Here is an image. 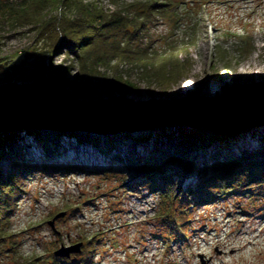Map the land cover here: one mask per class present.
<instances>
[{"label":"rangeland","instance_id":"1","mask_svg":"<svg viewBox=\"0 0 264 264\" xmlns=\"http://www.w3.org/2000/svg\"><path fill=\"white\" fill-rule=\"evenodd\" d=\"M146 1L84 0V3L104 20V16H110L123 5ZM173 1L182 4L178 8V13L183 14L180 23L156 15L137 37H131L124 26L113 33L117 41H127L131 52L147 49L158 71L154 72V67L144 71L140 66L110 58L107 62L111 64L99 66L98 73L89 81L79 77L77 64L67 57L64 48L54 49L58 42L43 40L44 35H37V27L10 21L2 14L1 6L0 86L51 77L86 101L114 97L149 101L194 95L214 98L228 87L264 83V0ZM19 2L1 0L4 7ZM52 12L51 16L58 14L60 18L63 14L72 17L77 14L73 6L62 4ZM127 14L133 15L129 12L123 17ZM106 30L98 29L101 33ZM93 64L98 65L94 61ZM70 65L76 66L71 74L63 75L53 69ZM46 66L47 73L42 71ZM256 67L263 69L260 78L256 77ZM167 69L170 81L161 80L159 71L165 73ZM209 131L208 128H160L152 130V134L149 131L117 140L102 139L103 147L113 141V146L119 149L104 153L101 148L102 151L73 148L75 151L53 160L61 159L59 163L65 167L80 170L57 172L37 168L25 175L20 180L25 193L12 216L15 251L10 245L0 244L3 251L0 264H56V251L78 244H82L81 252L70 258L90 252V264H264V187L252 184L245 187L246 191L228 195L209 188L211 199L189 196V205L183 203L186 207H177L176 201L172 209H167L159 192L151 190L145 182L138 184L140 179L119 162V157L128 153L133 158H148L155 156L156 151L170 150L174 143L195 138L196 146L210 144L206 146L208 159L212 160L209 153L217 148L220 153L217 152V161L222 164L232 152L238 156L246 149L257 150L264 138V128L223 139L211 136ZM24 140L26 145L28 141ZM39 150L36 147L32 154L43 157ZM200 151V147L189 151L191 162H197ZM24 153L27 155L26 148ZM47 157L45 161L50 163L51 158L46 160ZM190 177L187 171L176 177L179 190L186 192L188 186L199 181V177ZM180 210H183L180 217L187 223L183 227L178 225L176 230L184 237L167 244L160 226L161 217L173 211L178 214ZM62 213L65 216L56 220L53 229L49 222ZM94 235L99 242L89 250V246L83 245L84 238ZM251 238H254L253 247L249 245L253 244Z\"/></svg>","mask_w":264,"mask_h":264},{"label":"trees","instance_id":"2","mask_svg":"<svg viewBox=\"0 0 264 264\" xmlns=\"http://www.w3.org/2000/svg\"><path fill=\"white\" fill-rule=\"evenodd\" d=\"M61 4L68 7L73 6L77 14L74 17L63 14V18L58 17V14L51 16L52 10H57ZM181 5L173 0L135 2L131 5H123L112 12L110 16H104V20H100L99 18L102 16H97L94 9L86 5L84 0H20L19 3H13V5H7L6 7L0 0V7L3 6L0 10L2 14L4 12L9 17L10 21L37 27L39 28L37 35H44L43 40L47 38L51 43L58 42L54 49H65L67 57L72 58L74 64H77L79 77L85 81H89L91 77L98 73L99 66L111 64L107 62V59L110 58L117 59L118 63L125 61L126 64L140 66L144 71H148L151 67H154V72L158 71V65L155 66L156 62L151 61L152 57L148 56L147 49L137 53L135 51L131 52L127 46V41H117L113 33L120 30L119 27L124 26L127 27L124 30L128 34L130 32L131 37H137L138 33L149 25L148 22H153L156 19V15L166 16L173 19V22L177 20L180 23L183 14L178 13V8ZM44 10L45 12H43ZM134 11L141 12V14H134ZM129 12L133 14L132 17L129 14L123 17V14ZM48 16H51L49 21ZM129 18L131 19L129 20ZM128 26H130L131 31H129ZM99 27L107 29L106 32H99ZM110 40H113V42ZM249 44L250 42L247 45L250 46ZM93 61L98 65L93 66ZM118 66L116 65V67ZM47 67L42 71L47 73L49 71ZM75 67L71 65L67 67L57 66L53 69L66 75V73L71 74ZM164 71H159V73L162 72L161 80L170 81L167 74L170 70L167 69L165 73ZM64 138L65 136L59 134L45 136L38 132L0 133V244L10 245L15 251L14 242L12 241L14 235L11 233L12 216L19 206L22 195L25 193L20 182L25 175L32 174L37 168L44 171L53 169L57 172L80 170V168L74 166L65 167L59 163L61 159L53 160L55 157L64 155V153L75 151L73 148L83 147L88 150L101 148L104 153H109L110 150L113 151L116 148V146H113V141H109L103 147L100 140L90 137L85 140H76L74 137L63 140ZM24 139L28 141L25 142L26 145L23 143ZM184 140L172 144L168 151H156L155 156L133 158L128 153L123 158L119 157V162H122L136 175L137 179H140L138 184L145 182L151 190L159 192L163 196L167 209H172L176 201H178L177 207H186L183 206V203L187 204L189 196L197 195L201 199L209 200L213 197L211 191H208L209 188L228 195L246 191L245 187L252 184H258L260 188L264 187V138L261 139V145L257 150L246 149L238 156L231 153L222 164L217 161L220 155L217 148H215L216 152L209 153L214 161L211 163L212 160L207 158L208 151H206V146L210 144L207 145L204 142L202 145L196 146L195 138L194 140L192 138ZM68 143L74 145L69 146ZM22 145L27 149V155L24 153ZM195 146L200 147L201 155L194 163L189 159V154L191 155L189 151L196 148ZM36 147L40 148L39 151L43 157L48 156L51 158L50 163H47L45 159H43L44 162L34 159L37 157L32 154V151ZM48 157L46 160H49ZM61 166H64V168ZM185 171H187V175L193 178L199 177V181L188 186L186 192H182L178 188L179 184L176 177L182 175ZM127 181L126 179L125 182ZM188 209L186 208L187 211ZM182 211L180 210L178 214L173 211L171 214L168 213L166 217H161L160 226L165 231L163 238L167 244L184 237L176 230L178 225L183 227L187 223L185 218L180 217ZM96 238V235L90 239L84 238L86 242H83V245L89 246L90 250L92 245L96 246L98 244L99 240H96ZM2 252L0 251V256ZM89 254L90 252L85 253V255L82 253L80 256L77 255L69 259L57 258L55 261L56 264H90Z\"/></svg>","mask_w":264,"mask_h":264},{"label":"water","instance_id":"3","mask_svg":"<svg viewBox=\"0 0 264 264\" xmlns=\"http://www.w3.org/2000/svg\"><path fill=\"white\" fill-rule=\"evenodd\" d=\"M160 128H208L218 138L264 128V83L238 84L214 98L194 95L149 101L126 97L86 101L51 77L0 86V133L38 132L102 141ZM64 216H55L49 225L54 229L56 220ZM81 247H63L54 256L69 259Z\"/></svg>","mask_w":264,"mask_h":264},{"label":"bare ground","instance_id":"4","mask_svg":"<svg viewBox=\"0 0 264 264\" xmlns=\"http://www.w3.org/2000/svg\"><path fill=\"white\" fill-rule=\"evenodd\" d=\"M254 71H255L256 77H257V78H260L263 69H261L260 67H256V68L254 69ZM182 89H183V88H182ZM187 91H188V89H186L184 92H187ZM150 134H152V132H151ZM231 137H234V136H230V138H231ZM111 142H112V141H111ZM114 146H115V145H114ZM96 149H97V150H101L100 148H96ZM115 149H119V148L116 147ZM97 150H95V151H97ZM200 152H201V151H200ZM64 155H65V153H64ZM232 155H235V154L232 152ZM197 158H198V157H197ZM34 159L42 160V159H45V158H43L42 156H39V155H38V157H37V158H34ZM250 241H253V244H252V243L249 244L251 247H253V246H254V238H251Z\"/></svg>","mask_w":264,"mask_h":264}]
</instances>
